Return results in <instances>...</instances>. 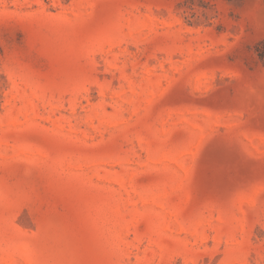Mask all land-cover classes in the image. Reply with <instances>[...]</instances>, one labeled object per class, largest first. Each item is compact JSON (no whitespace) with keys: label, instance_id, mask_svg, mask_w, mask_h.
Wrapping results in <instances>:
<instances>
[{"label":"rangeland","instance_id":"374dc122","mask_svg":"<svg viewBox=\"0 0 264 264\" xmlns=\"http://www.w3.org/2000/svg\"><path fill=\"white\" fill-rule=\"evenodd\" d=\"M0 264H264V0H0Z\"/></svg>","mask_w":264,"mask_h":264}]
</instances>
